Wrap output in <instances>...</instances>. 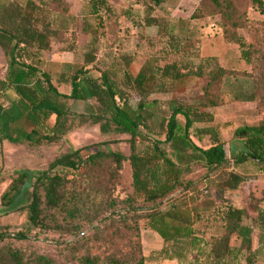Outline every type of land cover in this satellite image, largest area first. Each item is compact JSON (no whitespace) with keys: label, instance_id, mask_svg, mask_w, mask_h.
Listing matches in <instances>:
<instances>
[{"label":"trees","instance_id":"trees-1","mask_svg":"<svg viewBox=\"0 0 264 264\" xmlns=\"http://www.w3.org/2000/svg\"><path fill=\"white\" fill-rule=\"evenodd\" d=\"M138 2L155 10L166 0ZM86 8V14L78 19L64 0L0 5V48L7 66L5 78H0V94L12 89L33 127L28 133L13 128L9 135L0 134V141L56 143L70 132L75 117L73 128L97 125L104 143L126 137L130 155L126 158L116 152L97 151L83 156L78 149L54 158L35 178L27 170L12 173L0 203L8 208L17 197L21 200L3 214L24 212L26 220L21 232H0V264H55L48 256L13 243L29 240L27 234L35 229L70 237L61 246L63 258L73 264H145L142 220L164 242L188 241L193 258L186 264H233L240 260L254 264L255 255L264 248V210L260 206L264 202V117L255 126L235 130L234 136L243 142L244 149L231 161L217 125H194L211 123L212 115L199 110L219 107L229 96L239 102H254L257 111L264 114V19L254 21L247 15L251 8L264 16V0H199L192 15L220 17L225 41L237 45L240 59L250 68L248 72L227 70L215 57H200L199 41L187 21L176 26L165 17L147 14L142 22L145 27L156 28L157 54L147 57L136 75L128 71L132 57L121 54L124 69L116 77L98 63L94 45L100 38L99 22L91 24L88 20L105 17L116 23L113 9L107 0H89ZM125 16L130 17L129 11ZM78 24L91 36V50L80 55L82 65L59 75L55 83L65 82L70 87L69 93H61L55 78L39 67L38 55L53 44L65 43L69 29ZM71 38L64 51L78 57L75 37ZM190 77L203 80L198 103L169 99L164 109L157 101H147L152 95L169 93L175 84ZM131 94L138 98L133 111L128 107ZM89 101L93 102L89 112L75 115L71 111L72 102ZM205 138L210 142L207 148L194 143ZM141 142L148 145L138 155L137 144ZM164 145L174 151L173 159ZM194 157L207 170L202 177L207 184L211 183L210 173L232 168L219 175L215 193L234 191L252 180L248 199L253 218L243 207L200 203L194 182L183 179ZM125 160L132 170L130 191L118 198L113 193L122 185ZM245 163L257 171L251 178L234 170ZM159 164L170 173L167 188L151 186L152 172ZM246 218L251 225L244 224ZM216 223L221 224L222 232L209 243L195 229L199 224ZM255 228L259 248L253 250ZM233 237L240 241L238 247L231 246Z\"/></svg>","mask_w":264,"mask_h":264},{"label":"rangeland","instance_id":"rangeland-1","mask_svg":"<svg viewBox=\"0 0 264 264\" xmlns=\"http://www.w3.org/2000/svg\"><path fill=\"white\" fill-rule=\"evenodd\" d=\"M70 10V13L78 19L83 18L87 12V2L89 0H64ZM113 9L114 16L117 20L101 18L92 20L88 18L89 23L96 24L99 22L98 33L99 40L94 45L96 57L101 67L110 70L114 76L119 77L124 63L121 60V54H127L132 57V63L128 71L132 75H136L141 65L147 57L157 54L160 47L156 38L155 27H145L143 25V17L147 14H153L159 17L169 19L177 26L179 21H187L193 31L194 37L199 41V56L200 57H215L219 65L227 70L234 72H248L250 68L240 59L239 50L236 44L225 41L221 28L220 17L218 15L192 18V15L198 9L199 0H166L155 10H150L142 5L138 0H107ZM25 0H0V5L8 4H23ZM129 11L130 19L125 16ZM248 18L250 20H263L264 16L251 8L247 9ZM138 21L140 26H136L131 21ZM73 32L74 36H71ZM67 41L62 44H53L49 51L41 53L44 61L51 60H68L70 54L64 49L68 42L72 41L71 37H75L76 49L79 54L77 60L81 61V56L90 51L91 36L85 33L80 25L69 29L66 36ZM247 37V36H246ZM93 51V50H92ZM55 52V53H54ZM48 68L55 75L58 69L47 64ZM58 89L62 93L69 92V86L61 84ZM203 95V80L190 77L175 84L172 90L166 94H155L150 96L147 101H157V106L166 109V102L169 99H176L184 103H198ZM138 98L131 94L128 102V107L131 111L136 108ZM92 101L88 104L83 102H72L70 104L71 111L75 115L81 112H89L92 110ZM200 112H208L212 115L211 123H196L195 128L217 125L220 131L221 140L224 142V150L228 161H231L233 155L243 151V142L234 136L237 128L252 127L259 123L264 117V114L259 113L254 102H239L232 96L226 98L224 104L216 108H201ZM178 120L183 124V118L178 116ZM76 118H73L70 132L59 142L56 143H38L27 144L22 140L17 143H10L7 140L0 141V197L10 183V176L16 171H30L35 178L39 172L45 170L48 164L57 156L65 153L73 152L81 149V155H90L97 151L116 152L128 158L130 155L129 144L126 137H121L118 142L104 143V139L99 133L97 125L91 124L79 128H73ZM23 123V122H21ZM143 131V130H142ZM145 134L151 138L155 136ZM4 135V134H3ZM162 141L164 137L160 138ZM194 143L207 148L210 142L207 138L198 143ZM147 143L137 144V153L141 155L147 148ZM165 152L171 159L174 158V151L169 145H164ZM196 157L192 158L190 170L183 175L184 181H193V187L197 189V194L201 195L200 203L221 204L228 203L235 207L245 208L248 216L253 218L255 213L249 206L248 195L253 186L252 180L243 183L234 191H224L223 193H215V182L219 175L225 171H232V168L220 169L210 173L211 183L207 184L202 178L207 170L197 161ZM236 172L246 174L247 177H252L257 171L253 165L245 163L243 166L235 168ZM121 183L122 185L114 190V197L123 198L130 191L129 183L132 180V170L129 160L122 163L121 168ZM169 172L161 164L152 172L151 186L154 188H167L169 183ZM21 197H17L10 207H5L0 203V232H21L22 225L26 220L24 212H10L3 214L17 206ZM1 202V201H0ZM20 206V205H19ZM264 210V202L260 204ZM244 224L251 225L250 218L244 219ZM198 233H202L206 242H210L214 237L222 232L221 224H211L205 226L199 224L195 226ZM257 229L255 228L252 234V249L259 248L257 242ZM29 240L23 243L13 242L19 247H29L38 254L46 255L51 258L55 264H73L67 262L63 258L64 252L62 243L69 241L71 238L65 235H60L53 231H40L35 229L28 234ZM141 237L143 253L145 255V264H186L192 260L193 255L188 252V241H169L164 242L153 231L146 227V221H141ZM232 247H238L240 241L234 237L231 239ZM254 264H264V248L259 251L254 257ZM233 264H245L243 260L233 262Z\"/></svg>","mask_w":264,"mask_h":264},{"label":"crops","instance_id":"crops-1","mask_svg":"<svg viewBox=\"0 0 264 264\" xmlns=\"http://www.w3.org/2000/svg\"><path fill=\"white\" fill-rule=\"evenodd\" d=\"M44 52V51H43ZM40 52L38 57H39V67L42 70H45L49 72L55 80L53 81L54 83L56 82L57 79H59L60 74H68L72 72L74 69L82 65V61L77 60V56H75L72 52H66L70 54V59L68 60H51L49 61H44L43 58L40 56ZM55 53V52H54ZM50 64L51 66H54V69H58V72L54 75L51 70L48 68V65ZM7 71V66L5 63V57L4 54L0 48V78L4 79ZM57 88L61 84H66L65 82L61 84L55 83ZM69 86V84H66ZM59 90V89H58ZM60 92V91H59ZM69 92H70V87H69ZM68 92V93H69ZM62 93V92H61ZM23 104L19 101L18 96L15 94V92L12 89H8L2 94H0V134L3 136L9 135L13 128L21 129V131L28 133L32 130V125L29 123V121L25 118L24 112H23ZM23 122V123H21Z\"/></svg>","mask_w":264,"mask_h":264}]
</instances>
